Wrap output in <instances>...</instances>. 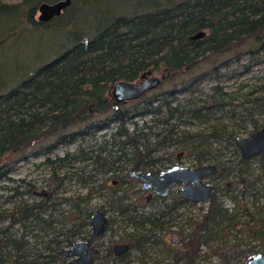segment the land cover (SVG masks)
<instances>
[{"label":"trees","instance_id":"trees-1","mask_svg":"<svg viewBox=\"0 0 264 264\" xmlns=\"http://www.w3.org/2000/svg\"><path fill=\"white\" fill-rule=\"evenodd\" d=\"M57 1L59 0H21L17 6L0 4V14L11 12L18 23L23 14L26 24L34 29L54 30L56 26H51L56 21L59 25L55 30L74 26L73 18L81 9V0H70V5L60 16L49 22L33 20V12L40 4ZM144 1L148 4H137L127 11L112 14L93 36H80L72 40L60 55L37 68L17 86L0 94V177L8 183L13 180L6 175L33 146L41 145L48 154L60 147L81 144L87 137L111 126H114V131L110 134V144L112 147L116 146L111 148L113 150L102 147L85 150L78 148L76 154L65 153L52 160L45 158L42 164L50 169L54 185L46 196H40L33 184L23 179L17 180L14 185L7 183L3 186L6 195L0 196V264H59L60 252L84 233L88 225L89 210H84L83 207L87 204V198L89 199V190L85 196L79 198L76 195L75 199L53 197L65 181L71 180L66 174L56 177L59 168L92 160L93 169L87 174L82 169H75L71 174L76 175L80 171L77 174L80 187L93 185V188L96 185V180L93 179L96 173L108 171L124 159V146L132 148V158L142 160L143 157L139 155L136 159L135 152L152 150L148 148L147 141L143 144L138 141V138L143 141L146 134H139L135 129L128 135L124 128L135 116L148 115L154 127L158 124L166 127L159 133L149 135L156 141L153 148L161 143L181 144L182 139L190 137L183 135L179 139H172L177 125H168L169 120L205 122L210 109L219 111L223 107L232 106L229 95L222 93L219 86L222 77L217 70L228 67L231 63L241 67V73H247L250 67L262 63L264 0ZM24 7L26 10L22 13L20 9ZM72 32L70 30L66 33ZM200 32L204 34L202 38L191 40L193 35ZM226 54L227 62H212L211 69L180 83L182 92H187L195 82L214 81L210 90L216 102L209 108L179 104L172 107L168 101V97L172 96L169 91L152 96L131 109L123 108L124 105L110 98L113 84L137 82L146 71L152 75L162 74L166 80L175 75L187 74L206 59ZM245 103L249 106H244ZM240 106L238 115L242 117V121H251L254 112L264 111V104L258 100L255 103L246 100ZM203 110L206 113H201ZM232 110L227 113L233 114ZM163 112L166 118L154 123L152 117ZM101 117L102 120H96ZM142 125V129L150 130L153 127L147 126V122ZM252 125L256 130L253 121ZM212 128L209 137L214 138L217 136V129ZM140 145H143L142 149L136 148ZM105 152L118 155L113 161L108 159L105 162L101 158ZM263 156L264 154L260 155ZM201 161L203 159H197V162ZM204 161H209V157L204 158ZM238 175L241 186L239 199L248 196L252 198V182L242 177L241 171ZM260 175L258 180L261 181V191L264 192V166L261 167ZM219 176H227V169L221 168ZM230 194L231 190H224L223 195L234 202L236 196ZM62 205L68 208H62ZM261 213L264 214V209ZM193 219L185 220V225L189 228L182 237L185 250L176 251V255L180 257L178 261L184 264H200L198 260L203 249L208 255H217L227 250L229 247H224L222 234L224 231H231L233 227L237 232H245L250 240L259 241L264 247V219L252 226L256 221L255 216L244 206H233L228 210L213 196L205 212ZM131 223L135 226L155 224L143 216L133 217ZM240 245L241 243H233L231 256L221 258L219 264H239L240 260L245 264L256 255L252 249L239 250ZM109 264L121 263L111 261Z\"/></svg>","mask_w":264,"mask_h":264},{"label":"rangeland","instance_id":"rangeland-1","mask_svg":"<svg viewBox=\"0 0 264 264\" xmlns=\"http://www.w3.org/2000/svg\"><path fill=\"white\" fill-rule=\"evenodd\" d=\"M73 1L76 2V0H72V2ZM79 1L80 0H77V2ZM83 1L84 0H81L80 2L81 9L79 13L73 18L74 26L70 25L65 29L58 28L59 30H55L59 25L57 21L54 22L56 24L51 26L52 28H55L56 26L54 30H44L42 28L34 29L30 25L26 24L23 14L19 18L20 24L18 23L16 16L11 12H4L0 14V38L2 39H0V94L6 93L12 87L17 86L21 80L27 78L37 68L60 55L66 48L69 47L72 40H75L80 36H93V34L100 29L101 25L110 16H112V14L127 11L137 4H148V2H145L144 0ZM20 2L21 0H0V4L12 6H17ZM25 10V7L20 9L22 13H24ZM38 15L39 13L36 8L32 15L33 20H37ZM70 30L73 32L70 34L66 33ZM223 61H228V54L218 56L213 59H206L187 74L175 75L173 78L164 80L157 89L149 92L138 101L125 104L123 108L131 109L133 106H138L142 104L143 101L152 96L158 95L163 91H169L172 93V96L168 97V101L172 107L179 104L180 106L186 107L193 106L196 108H209L216 102V99L212 96V92L210 90L211 86L214 85V81L195 82L190 85L187 92H182L180 83L195 77L208 69H211L212 62L220 64ZM240 68L241 67L235 64L229 63L228 67H222L217 70V73L222 77L219 86L222 88V93L229 95L232 106L223 107V109L219 111H213V109H210V115L206 116L208 120L205 122L193 120L186 122L183 121V119H181L180 122L169 120L168 125H177L176 133L172 139H179V137L181 138L183 135L189 136L190 139H182L181 144H172L171 146L168 145L166 148H169L170 151L172 150L173 154L184 150L187 152V156L180 158L178 161L180 166H195L194 164L197 163V159H203L201 162L204 163L206 162L204 161V158L209 157V161L212 159V163L218 165V172L221 171V168H226L227 176L221 177L218 176L217 173L213 179L210 180L213 185L216 184V201H219L222 206L228 210H230L233 206L240 208L244 206L249 212H252V215L255 216L256 221L252 223V226H254L258 224L257 221L264 219V214L261 213V210L264 209V192L261 191V181L258 180L261 176V167L264 166V156L255 157L250 160H246L245 162H241L240 160L242 159L240 157L239 150L234 145V139L236 137H248L250 134L256 132L264 126V111L254 112L250 118L251 121H247L246 119L242 121V117L238 115L242 107L240 106L241 103L243 104L246 100L253 101L254 103L255 100H258L261 104H264V59L261 64L250 67L247 73H241ZM252 105L254 104L252 103ZM244 106L248 107L249 104L245 103ZM229 110H232L234 113H227ZM205 111L206 110H203L201 113H206ZM152 118L154 123H159L160 120H164L166 118V114L163 112L159 116ZM102 119L103 117L96 120L99 121ZM252 121L256 124V130H254ZM143 122H147V126L153 127H151L150 130L142 129ZM212 127H216L217 129V136L214 138L209 137L213 130ZM124 128L128 135H131L135 129L139 132V134H146L143 141L140 138H138V141L141 144L147 141L148 148H153V144L155 146L156 141L155 138L153 139L149 135L159 133L160 130L163 131L166 127L161 126L160 124H158V126L155 125L154 127L152 121L150 122V118L147 115L144 117H133L131 121L125 124ZM113 131L114 126H111L106 130L97 132L92 137H87L81 144L75 143L68 147H60L48 154L44 151V148H42L41 145L29 148L25 152V157L20 159L12 167V171L6 175L11 178L13 182L8 183L3 180V177H0V196L6 195L3 190V186L5 184L8 183L9 185H14L17 183V180L21 179L33 184L36 192L38 193L42 190L49 192L52 188H54V185L51 181L50 169L42 164L45 158L52 160L55 157H62L65 153L76 154L78 148L85 150L87 148L97 149L102 147L107 148L108 150H113L111 148H116V146L112 147L110 144V134ZM114 145H117V143ZM136 148L142 149L143 145ZM131 149V147L124 146L122 151H131ZM117 155L118 153L113 154L105 152L101 155V158H103L105 162H108V159L113 161ZM129 156V158H131L133 154L129 153ZM119 164H121V162L115 164L114 167ZM75 169H82L83 172L87 174L86 172L93 169L92 160L75 162L72 163V165L59 168V170L56 171V177L66 174L71 177V180L65 181L62 186L57 189V193L53 197H68L75 199L76 195L79 198L85 196L87 190H89L88 194L91 193L90 188H92L93 185L81 188L78 183L77 175L80 171H77L76 175L71 174ZM240 171L242 172V177H245L248 182H252V198L248 196L244 199H239L238 193L241 186L239 184L238 174ZM108 176L110 175L108 174ZM101 178H104V175H102ZM97 183L98 182L96 181V184ZM205 183L207 184L208 182ZM132 186L131 192L128 191L130 196L131 193H134V190H139V186L137 184H133ZM227 188L231 190V196H236L234 201L235 203L232 202L227 195H223L224 190ZM105 189H107L106 193H109L108 198L105 196L101 197L99 194H93L90 199L87 198V204L83 207V209H87L89 211H95L102 208L114 210L115 206L112 205L111 200L113 201L118 196L121 197V194L114 193L113 195V193L111 194L109 192L110 190L108 188ZM144 199L145 194L139 197L138 194L135 193V196H131L129 199L122 201V203L140 206ZM1 202L2 200H0V203ZM61 207L65 209L68 208L63 205ZM207 207L208 204H195L192 206L178 207L175 212L170 215L172 224L168 225L170 228L168 227L165 229L167 231L161 238L168 240L170 236L173 235L169 234V232L184 235L189 229L185 225V220L199 218L205 212ZM154 209L156 208H153L152 205L148 206L145 210ZM108 216L110 219L111 229L106 232V235L99 243L102 256L105 254L104 252L108 246L117 243L123 238V234L115 231L117 227L123 228V218H120L115 211H110ZM85 231L86 229H84V233ZM128 232H130V230ZM240 232L235 231L234 227L231 231H224L222 234V241L225 244L224 247L228 246L229 248L225 251H221L217 255H208L203 249L198 260L199 263L219 264L221 258L231 256V251L233 250L231 245H233V243H241L239 250L252 249V252H255L256 254H264V247L259 241L254 239L250 240L245 232ZM135 256L136 254L134 253L130 255V262L128 264H139L135 261ZM240 261L241 262L239 264H242V260ZM98 262L99 261H97V263Z\"/></svg>","mask_w":264,"mask_h":264},{"label":"flooded vegetation","instance_id":"flooded-vegetation-1","mask_svg":"<svg viewBox=\"0 0 264 264\" xmlns=\"http://www.w3.org/2000/svg\"><path fill=\"white\" fill-rule=\"evenodd\" d=\"M169 146H171V144ZM166 147H168V145L161 143L156 148H152L151 151L143 150V152L140 153L135 152L137 153L136 159H138V155L143 157L142 160L138 161L135 160L134 157L129 158V153H131V151H125L123 152L124 159L121 161V164L115 167L113 166L112 169L108 171L98 174L96 173V175L93 176V179L98 183L91 189L89 199L93 196V194H99L101 197L105 196L108 198L109 193H106L107 189L105 188H108L110 190L109 192L111 194L113 193V195L114 193H120L121 197L118 196L113 201L111 200L112 205L115 206L114 210L102 208L95 211H89L88 225L85 228L86 231L84 234H80L79 237L74 241H86L88 242L89 247L96 251V254L92 256V264H105L107 262L109 264L111 261L121 264H128L130 262V255L133 253L136 254L134 259L139 264H184L182 261H178L180 257L176 255L177 250H185V242L182 240L183 235L177 234L175 232H169V234L173 235L170 236L168 240L162 239L161 237L166 233L167 230L165 229L169 227L168 225L172 224L170 215H172L178 207L192 206L195 204H208L213 196H215L216 184L213 185L210 180L213 179L217 173L219 176L218 165L212 163L213 160H211L204 163L197 162L194 164L195 166L191 167L180 166L178 161L180 158L186 157L187 152L184 150L173 154L172 150L170 151L169 148ZM208 165L214 166L215 174L202 180L204 185H210L213 188L212 197L207 203H192L180 198L177 195V191L180 190L184 185L176 184L170 186L165 195H159L153 191V188L143 189L144 182H141L139 179L130 176L131 173L151 174L160 179L163 172H166L173 167L196 169ZM108 174L110 176H108ZM102 175H104V178H101ZM205 182L208 183L206 184ZM133 184H137L139 186V190H134V193H131V196H135V193H137L139 197L145 194V199L140 206L122 203V201H125L131 197L129 192H131ZM152 205L153 208L155 207L156 209L147 211L145 210L148 206ZM110 211H115V213L124 220L123 228L117 227L115 230L116 232L123 234V238L117 243L108 246L104 252L105 254L102 256L99 243L106 235V232L111 229L110 219L108 216ZM96 212L102 213V215L106 218V226L100 237L92 238L90 217ZM136 216H143L145 219L149 218L150 220L154 221L155 224H143L142 226H135L131 223V219ZM128 229L130 232H128ZM172 237H176L178 240L175 243H172ZM138 238L141 240H137ZM147 238H149V240ZM115 246H126L127 248L123 252L116 253L114 250ZM67 248L69 247H66L65 249ZM59 260V264H64L70 259L66 258L62 260L59 257ZM97 261L99 262L97 263Z\"/></svg>","mask_w":264,"mask_h":264},{"label":"water","instance_id":"water-1","mask_svg":"<svg viewBox=\"0 0 264 264\" xmlns=\"http://www.w3.org/2000/svg\"><path fill=\"white\" fill-rule=\"evenodd\" d=\"M70 5V0H59L57 2L46 4L42 3L38 6L39 13L37 20L39 22H49L51 19L60 16V14ZM202 32L195 34L191 40L202 38ZM165 76L152 75L149 71L144 72L139 81L133 83L117 82L113 84L110 90V98L116 103L125 105L143 98L149 92L155 90L164 81ZM234 145L239 150L242 160H250L264 154V126L248 137H236ZM215 174L213 165L203 166L196 169H184L173 167L162 173V177L158 179L151 174H130L141 182H144L143 189H151L159 195H165L170 186L179 184L184 185L177 191V195L185 201L192 203H207L210 201L213 188L210 185H204L202 180L208 176ZM40 196H46L47 192L42 190L38 193ZM92 230V238H98L102 235L106 218L100 212L92 214L90 217ZM176 237L171 238V242L175 243ZM126 246H115L116 253L126 250ZM96 251L89 247L86 241L73 242L69 248L63 249L59 257L60 259H70L64 264H92V256ZM245 264H264V254H256L250 258Z\"/></svg>","mask_w":264,"mask_h":264}]
</instances>
